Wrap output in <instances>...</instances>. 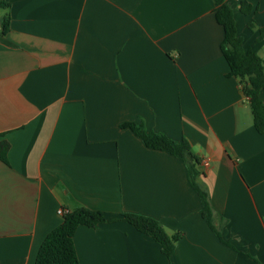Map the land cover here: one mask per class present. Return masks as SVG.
<instances>
[{
  "label": "crops",
  "instance_id": "1",
  "mask_svg": "<svg viewBox=\"0 0 264 264\" xmlns=\"http://www.w3.org/2000/svg\"><path fill=\"white\" fill-rule=\"evenodd\" d=\"M227 4L244 48L264 60L248 29L251 19L264 27V0ZM217 9L214 0H0V32L10 16L0 140L11 145L0 160V264H35L64 221L58 210L80 207L148 216L182 237L169 259L128 223L80 226L79 264H264V135L229 76ZM125 123L189 142L232 247L203 218L185 163Z\"/></svg>",
  "mask_w": 264,
  "mask_h": 264
},
{
  "label": "trees",
  "instance_id": "2",
  "mask_svg": "<svg viewBox=\"0 0 264 264\" xmlns=\"http://www.w3.org/2000/svg\"><path fill=\"white\" fill-rule=\"evenodd\" d=\"M214 2L218 6L217 21L225 30V38L221 48L229 66V76L240 81L243 94L249 100L254 126L260 134L264 135V99L262 98L264 92V60L253 49L244 48L243 38L236 27L234 10L227 4V0H214ZM2 5L4 6V4ZM240 11L246 15L253 14V8L246 2L241 3ZM9 22V15L3 17L1 35L7 34ZM248 27L258 32L257 43L264 41V27H258L254 19L249 21ZM122 128L130 129L147 148L167 152L185 163L189 183L201 201L203 218L219 239L232 247L222 239L219 229L214 224L209 193L199 182L198 165L200 160L193 153L189 142L186 139L174 141L165 134L147 132L143 123H125ZM10 148L11 145L8 141L0 140L1 161L7 162ZM106 222H125L132 225L137 231L152 237L159 243L163 254L169 259L173 257L176 244L182 237L181 234L168 235L159 221L148 216L122 213L118 218L108 219L102 211L80 207L68 211L64 215L63 223L46 237L40 247L35 264H79L74 245L77 229L80 226L94 228Z\"/></svg>",
  "mask_w": 264,
  "mask_h": 264
},
{
  "label": "built area",
  "instance_id": "3",
  "mask_svg": "<svg viewBox=\"0 0 264 264\" xmlns=\"http://www.w3.org/2000/svg\"><path fill=\"white\" fill-rule=\"evenodd\" d=\"M67 212H68V211H66V210H64V209H59V210H58L59 215H63V216H64Z\"/></svg>",
  "mask_w": 264,
  "mask_h": 264
},
{
  "label": "rangeland",
  "instance_id": "4",
  "mask_svg": "<svg viewBox=\"0 0 264 264\" xmlns=\"http://www.w3.org/2000/svg\"><path fill=\"white\" fill-rule=\"evenodd\" d=\"M238 16H240V14H238ZM236 20V19H235ZM236 27H237V30H241L242 28H240L241 27V25H240V23H239V26L237 25V21H236ZM248 29H250L249 27H248ZM251 30V29H250ZM249 31V30H248ZM253 31V30H252ZM249 32H251V31H249ZM251 33H253V32H251ZM248 37V36H247ZM249 38V37H248Z\"/></svg>",
  "mask_w": 264,
  "mask_h": 264
}]
</instances>
